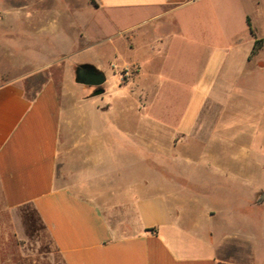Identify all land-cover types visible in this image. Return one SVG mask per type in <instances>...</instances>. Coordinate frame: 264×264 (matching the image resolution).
<instances>
[{
	"label": "crops",
	"instance_id": "obj_1",
	"mask_svg": "<svg viewBox=\"0 0 264 264\" xmlns=\"http://www.w3.org/2000/svg\"><path fill=\"white\" fill-rule=\"evenodd\" d=\"M93 1L121 24L114 59L136 68L137 95L173 103L158 116L136 112L137 135L210 133L213 161L251 193L192 208L180 205L190 193H169L146 177L140 184L142 176L123 171L122 111L84 127L69 150L74 157L82 148L84 158L66 181L58 174L63 117L55 85L45 80L27 96L22 76L0 77V201L13 229L29 209L62 264H264V188L255 187L264 155L256 161L246 144L237 152L234 138L264 124V0ZM141 141V149H163Z\"/></svg>",
	"mask_w": 264,
	"mask_h": 264
},
{
	"label": "rangeland",
	"instance_id": "obj_2",
	"mask_svg": "<svg viewBox=\"0 0 264 264\" xmlns=\"http://www.w3.org/2000/svg\"><path fill=\"white\" fill-rule=\"evenodd\" d=\"M120 27V23L98 12L90 0H0V77L22 76L27 96L45 80H51L58 91L63 117L59 177L67 181L65 176L78 168L79 158H84L82 148L74 157L69 151L73 142L81 143L84 127L91 121L97 125L103 115L122 111L118 121L128 126V138H123L121 147L123 171L131 169L133 177L142 176L140 184H146V178L154 179L161 181L169 193H190L193 199L180 205L192 208L221 207L228 200L227 193H251L228 181L223 172L226 167L213 161L210 133L198 138L194 134L184 138L161 133L152 134L151 138L137 135L136 112L158 116L162 106L167 109L173 103L168 102L170 99L151 103L137 95L139 87L130 83L136 68L128 63L118 66L114 59L113 46L122 39L117 35ZM83 65H91L105 75L102 93L94 86L75 81L76 68ZM180 104H176V111ZM205 120L202 117L201 121ZM238 130L234 133L237 152L246 144L248 155L262 161L264 124L256 134L254 130L248 135ZM143 138L160 142L163 149L147 151L137 147L135 141L143 143ZM140 160L153 164L151 169L146 170ZM257 169L253 166L252 170ZM261 176L255 187L264 188V174ZM21 218L15 231L0 201L1 264H62L32 212L27 209Z\"/></svg>",
	"mask_w": 264,
	"mask_h": 264
},
{
	"label": "water",
	"instance_id": "obj_3",
	"mask_svg": "<svg viewBox=\"0 0 264 264\" xmlns=\"http://www.w3.org/2000/svg\"><path fill=\"white\" fill-rule=\"evenodd\" d=\"M75 81L83 85L100 87L105 82V76L93 66L83 65L76 68ZM98 92L102 93L103 88L98 89Z\"/></svg>",
	"mask_w": 264,
	"mask_h": 264
},
{
	"label": "trees",
	"instance_id": "obj_4",
	"mask_svg": "<svg viewBox=\"0 0 264 264\" xmlns=\"http://www.w3.org/2000/svg\"><path fill=\"white\" fill-rule=\"evenodd\" d=\"M90 2L92 3L93 6H96L93 0H90ZM258 44H259V41L255 42L254 47L256 48V46H258Z\"/></svg>",
	"mask_w": 264,
	"mask_h": 264
},
{
	"label": "flooded vegetation",
	"instance_id": "obj_5",
	"mask_svg": "<svg viewBox=\"0 0 264 264\" xmlns=\"http://www.w3.org/2000/svg\"><path fill=\"white\" fill-rule=\"evenodd\" d=\"M94 88H96V90H98V89H100V88H101V86H100V87H94Z\"/></svg>",
	"mask_w": 264,
	"mask_h": 264
}]
</instances>
